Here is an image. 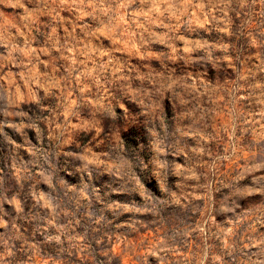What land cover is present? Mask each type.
<instances>
[{"label": "rangeland", "instance_id": "rangeland-1", "mask_svg": "<svg viewBox=\"0 0 264 264\" xmlns=\"http://www.w3.org/2000/svg\"><path fill=\"white\" fill-rule=\"evenodd\" d=\"M0 264H264V0H0Z\"/></svg>", "mask_w": 264, "mask_h": 264}]
</instances>
